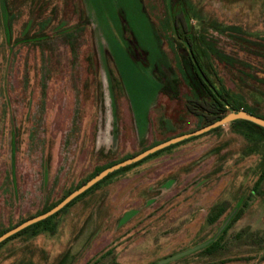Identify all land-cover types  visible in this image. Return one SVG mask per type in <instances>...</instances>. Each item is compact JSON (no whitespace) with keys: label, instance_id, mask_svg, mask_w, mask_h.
Masks as SVG:
<instances>
[{"label":"rangeland","instance_id":"1","mask_svg":"<svg viewBox=\"0 0 264 264\" xmlns=\"http://www.w3.org/2000/svg\"><path fill=\"white\" fill-rule=\"evenodd\" d=\"M186 37L214 83L264 117V0H0V233L206 125L187 110ZM262 153L228 124L184 140L6 241L0 264H156L234 209L215 247L166 264H264Z\"/></svg>","mask_w":264,"mask_h":264},{"label":"trees","instance_id":"2","mask_svg":"<svg viewBox=\"0 0 264 264\" xmlns=\"http://www.w3.org/2000/svg\"><path fill=\"white\" fill-rule=\"evenodd\" d=\"M175 26L178 27V24L176 22H175ZM186 41H187V46L189 47L190 51H189V58L183 60V68H184V73H185L186 80L188 81V83L191 86L193 92L197 96V99L195 101H193V103H191L190 105L187 106V110H188L189 113L202 118L206 122V125L211 124V123L221 119L222 117H224L227 114L228 110L246 111V112L251 113V114H253V115L257 116V117L264 118L262 116L257 115L255 112H253L252 110L248 109L245 106L236 105L232 101L231 95L228 93V91L225 90L223 87H220V86L216 85L214 83V81L210 78L208 73H206L204 71L203 64L201 63L202 60H200V58H202L204 56H203V53H202L203 51L200 49V47L196 43H194V41H192V39H189L188 37H186ZM228 125L230 126V128L234 132L246 137L248 140L260 139V141L264 142V128H262V127H259V126L255 125V124H253V123H251L249 121H245V120H236L234 122L229 123ZM219 129H221V127H218V128H216V129H214L212 131H217ZM177 144L169 146V147H167V148H165V149H163L161 151H158V152L148 156L147 158L143 159L142 161H144V160H146L148 158H151L153 156H156V155L160 154L162 151H165V150H167V149H169L171 147H174ZM128 158H130V157H128ZM125 159H127V158H124L121 161H123ZM262 161H264V153H262ZM114 164H116V163H114ZM137 164L138 163L130 165V166H127L125 168H122V169H120V170L108 175L103 180H101L100 182L95 184L93 187H91L89 190H87L86 192H84L80 196L76 197L66 207L61 209L59 212H57L53 216H51V217H49V218H47V219H45V220H43L41 222H38L36 224H33V225L25 228L24 230L18 232L17 234L11 236L7 240H5L2 243H0V246L2 244H4L6 241H8V240H10V239H12L14 237H17V236H19L21 234H24V233H26V232H28L30 230L37 229L38 227L49 223L51 221V219H53L59 213L63 212L65 209L70 207L77 199H79L80 197L84 196L85 194H87L91 190L95 189L96 187H98L102 183H104L106 180H108L114 174L122 172V171H125V170H127V169H129V168H131V167H133V166H135ZM111 165H113V164H111ZM111 165H108V166H106V167H104L102 169H97L96 171H94L91 174L89 179L93 178L98 173H100L103 169H105V168H107V167H109ZM262 178H264V172L261 173V176L259 177L258 182ZM87 181H85L81 185L85 184ZM81 185H79L78 187H80ZM78 187H76V189ZM70 193L71 192H69L68 194H70ZM67 195H65L62 199H64ZM61 200H59L54 205L46 208L42 213H44V212L50 210L51 208H53ZM235 215H236V213L232 216L231 220L229 221L227 226L224 228V230L221 232V234L212 243H210L208 246H206L203 249L210 251L213 247H215L217 245V243L220 240V238L222 237V235L226 232V230L230 226L231 222L235 219ZM25 220H27V219H25ZM25 220H23V221H25ZM23 221L19 222L15 226L19 225ZM12 228L13 227H10V228L4 230L2 233H0V235L3 234L4 232L8 231L9 229H12Z\"/></svg>","mask_w":264,"mask_h":264},{"label":"water","instance_id":"3","mask_svg":"<svg viewBox=\"0 0 264 264\" xmlns=\"http://www.w3.org/2000/svg\"><path fill=\"white\" fill-rule=\"evenodd\" d=\"M236 120L249 121V122H251V123H253L259 127L264 128V118L257 117L251 113L246 112V111H235V110H233V111L229 112L228 114H226L221 119H219V120H217L211 124H208V125L200 128L196 131H193V132L187 133V134H182L180 136H176V137H173L171 139H168L164 142H161V143H159L153 147H150V148L142 151L141 153H139L137 155H134L130 158H127L123 161H120L116 164H113V165L103 169L96 176L89 179L85 184L81 185L80 187H78L77 189L72 191L70 194H68L64 199H62L58 204H56L50 210H48V211H46L40 215L31 217V218L23 221L19 225L13 227L12 229H9L8 231L1 234L0 235V243L7 240L11 236L17 234L18 232L24 230L25 228L53 216L54 214L59 212L61 209L66 207L76 197L80 196L81 194H83L84 192L89 190L91 187H93L95 184H97L98 182L103 180L108 175H110V174H112V173H114V172H116L122 168H125L127 166L136 164V163L142 161L143 159L147 158L148 156H150V155H152L158 151H161V150H163L169 146L175 145L177 143H180V142L187 140V139H190L192 137L202 135L204 133H207V132L214 130L218 127H222V126L229 124L231 122H234ZM235 211H236V209H234L230 213V215L226 218V220L224 221L222 226L218 229V231L216 232V234L213 237H211L210 239L206 240L205 242H203V243H201V244H199V245H197L191 249H188L182 253L176 254V255L171 256L169 258H166V259H164V260H162L156 264H166L168 262L175 261L179 258L185 257L189 254H193V253L205 248L206 246H208L210 243H212L221 234V232L224 230V228L227 226V224L231 220L232 216L235 214Z\"/></svg>","mask_w":264,"mask_h":264}]
</instances>
